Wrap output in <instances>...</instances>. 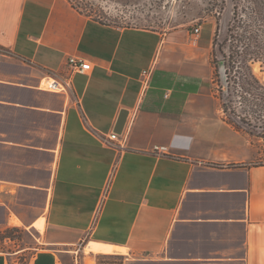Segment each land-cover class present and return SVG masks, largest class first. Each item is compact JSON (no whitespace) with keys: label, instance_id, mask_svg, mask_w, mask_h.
<instances>
[{"label":"crops","instance_id":"1","mask_svg":"<svg viewBox=\"0 0 264 264\" xmlns=\"http://www.w3.org/2000/svg\"><path fill=\"white\" fill-rule=\"evenodd\" d=\"M212 33L0 0V264H264L263 138L209 91ZM73 55L89 73L48 90ZM121 110L123 146L109 139Z\"/></svg>","mask_w":264,"mask_h":264},{"label":"trees","instance_id":"2","mask_svg":"<svg viewBox=\"0 0 264 264\" xmlns=\"http://www.w3.org/2000/svg\"><path fill=\"white\" fill-rule=\"evenodd\" d=\"M232 2L231 17L222 28L216 19L211 79L219 82L218 96L224 112L251 133L257 128L264 132V124L258 123L264 122V85L252 70V65L259 63L264 71V0Z\"/></svg>","mask_w":264,"mask_h":264},{"label":"rangeland","instance_id":"3","mask_svg":"<svg viewBox=\"0 0 264 264\" xmlns=\"http://www.w3.org/2000/svg\"><path fill=\"white\" fill-rule=\"evenodd\" d=\"M79 13L120 27H141L154 29L161 33L177 32L183 41L195 37L194 25L201 26V31L211 32L219 19L220 28L231 17L232 0H67ZM222 30V29H221ZM213 35V33H212ZM253 73L264 85V71L259 63L252 65ZM209 91L219 94V82L208 83ZM225 92V87L222 90ZM225 94V93H224ZM239 99V98H238ZM237 99L236 104L240 102ZM239 110H241L239 108ZM264 119V118H262ZM263 123V121H258ZM239 127H244L238 123ZM246 128V127H244ZM247 129V128H246ZM258 138L264 139V132L252 130ZM256 138V137H255ZM263 139L261 140L264 143ZM264 149V146H262ZM261 162H264V155ZM102 252H112L109 247L92 246ZM80 264H148L138 260H129L119 255H99L86 257Z\"/></svg>","mask_w":264,"mask_h":264},{"label":"built area","instance_id":"4","mask_svg":"<svg viewBox=\"0 0 264 264\" xmlns=\"http://www.w3.org/2000/svg\"><path fill=\"white\" fill-rule=\"evenodd\" d=\"M201 33V26L194 25L192 28V35L197 38ZM67 74L60 76L58 79L52 78L51 81L47 83V89L51 91H65L71 87V75L73 73H80L87 75L91 69L90 62L80 56H69L66 62ZM152 75V69L143 70V79L144 85L150 83ZM120 135L118 133L112 132L109 136V139L113 142H116L117 145L123 146V142L119 140ZM152 152L156 154H166L168 153V147L166 145H154L152 147Z\"/></svg>","mask_w":264,"mask_h":264},{"label":"water","instance_id":"5","mask_svg":"<svg viewBox=\"0 0 264 264\" xmlns=\"http://www.w3.org/2000/svg\"><path fill=\"white\" fill-rule=\"evenodd\" d=\"M126 117H127V110H121L120 111V114L117 118V121L115 123V126H114V131L118 134H120L123 130V126L125 124V121H126Z\"/></svg>","mask_w":264,"mask_h":264}]
</instances>
